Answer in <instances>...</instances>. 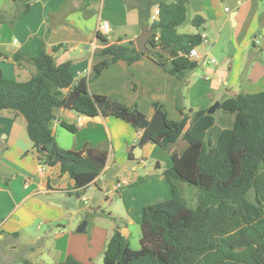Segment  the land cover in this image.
<instances>
[{
    "label": "crops",
    "instance_id": "1",
    "mask_svg": "<svg viewBox=\"0 0 264 264\" xmlns=\"http://www.w3.org/2000/svg\"><path fill=\"white\" fill-rule=\"evenodd\" d=\"M0 0V71L12 80H30L36 67L29 57L45 51L57 64L69 61L75 78L90 77L100 61L98 51L116 42L134 41L151 27L159 2L176 0ZM200 17V23L193 19ZM110 30L104 32L103 21ZM178 33H206L196 45L198 65L187 83L167 72L144 52L137 60L119 59L89 80L88 91L137 105L149 118L163 104L167 117L180 121L181 105L192 115L239 92L264 90V0H188L187 20ZM151 50V45H149ZM21 52L26 58H14ZM70 88H64L61 97ZM52 129L58 145L85 151L107 148L106 165L84 189L74 186L61 165L41 167L40 154L27 129L26 117L12 108L0 110V264H61L69 255L84 264L103 263L106 243L119 229L138 249L142 239L143 208L172 197L164 176L173 157L186 147L183 138L164 148L150 140L136 157L143 130L116 116H83L78 124L72 107L54 108ZM218 128L230 126L233 116L217 108ZM74 124L72 131L63 122ZM132 151L133 157H129ZM124 181L112 195L106 190ZM184 191L186 197L187 189ZM89 199L85 203L82 197ZM192 203H196L192 202ZM83 220L86 230L77 231Z\"/></svg>",
    "mask_w": 264,
    "mask_h": 264
},
{
    "label": "trees",
    "instance_id": "2",
    "mask_svg": "<svg viewBox=\"0 0 264 264\" xmlns=\"http://www.w3.org/2000/svg\"><path fill=\"white\" fill-rule=\"evenodd\" d=\"M159 7V19L151 24L154 34L147 55L185 86L188 74L198 65L188 53L202 37L177 32L187 20L188 0L159 2ZM200 20L195 17L193 22L199 24ZM98 52L110 58L97 63L89 78H75L69 61L57 64L45 51L29 57L36 67L30 80L8 79L0 71V110L12 108L26 117L41 162L50 166L59 163L78 190L102 172L108 149L90 145L85 151L61 148L51 125L55 107L70 106L80 115L116 116L138 130H144L150 121L137 105L128 106L116 97L88 91L89 80L112 62L124 59L131 63L144 52L134 41L116 42ZM14 58L21 62L26 55L17 52ZM64 88L70 90L62 98ZM182 98L179 89L178 108L184 115L180 121L169 119L163 104L155 103L166 115L168 126L154 131L152 141L164 148L180 137L186 142L174 155L172 166L163 172L171 184L172 197L144 206L140 248H132L115 229L106 243L103 264H264V90L226 95L218 108L231 114L233 121L223 128L217 127L216 116L208 109L195 111L187 127L189 114L181 105ZM62 122L76 131L74 124ZM56 154L73 161L60 162ZM129 157H133L132 151ZM185 186L196 190L193 206L184 196ZM61 264L84 263L69 255Z\"/></svg>",
    "mask_w": 264,
    "mask_h": 264
},
{
    "label": "water",
    "instance_id": "3",
    "mask_svg": "<svg viewBox=\"0 0 264 264\" xmlns=\"http://www.w3.org/2000/svg\"><path fill=\"white\" fill-rule=\"evenodd\" d=\"M153 34H154L153 27L145 28L139 33V35L135 39V44L139 51L146 53L150 52V47H149V45H151L150 38ZM0 51H3L2 48H0ZM219 105H220V101H216L213 105H211L208 108V112L214 113L215 110L219 107ZM72 109L76 114H80V111L78 109L76 108H72ZM167 126L168 124H167L166 115L162 111H157L154 114V116L150 119L148 126L142 132L140 140L134 149L135 156L136 157L140 156V154H138V151L141 150L142 146L146 142L152 140V134L154 131L164 129ZM55 157L60 162L71 163L73 161L71 158L66 157L62 154H56ZM86 225H87V220H83L82 223H80V225L78 226L77 231L79 232L85 231Z\"/></svg>",
    "mask_w": 264,
    "mask_h": 264
},
{
    "label": "built area",
    "instance_id": "4",
    "mask_svg": "<svg viewBox=\"0 0 264 264\" xmlns=\"http://www.w3.org/2000/svg\"><path fill=\"white\" fill-rule=\"evenodd\" d=\"M159 15H160V7L157 6L151 15V24H153L155 21H157L159 19ZM102 29L104 32H108L110 30L109 22L107 20L103 21ZM158 38H159V34H158V32H156L155 39H158ZM202 39L203 40L206 39V33L202 34ZM188 55L192 58H199V52L195 46L190 50ZM83 120H84L83 116L78 115V118H77L78 124L82 125ZM45 165H46L45 163H43V162L41 163L42 168L45 167ZM123 183H124V181H118L112 188H109L106 190V194L112 195L119 187L122 186ZM82 199L85 203H88V201H89V199L85 196H83Z\"/></svg>",
    "mask_w": 264,
    "mask_h": 264
},
{
    "label": "rangeland",
    "instance_id": "5",
    "mask_svg": "<svg viewBox=\"0 0 264 264\" xmlns=\"http://www.w3.org/2000/svg\"><path fill=\"white\" fill-rule=\"evenodd\" d=\"M222 110V109H221ZM184 191H186V189H184ZM186 197H187V201L190 205H195L194 203L192 202H195L196 201V190L193 189V188H188L187 189V194H186ZM98 264H101V263H98ZM103 264V263H102Z\"/></svg>",
    "mask_w": 264,
    "mask_h": 264
}]
</instances>
